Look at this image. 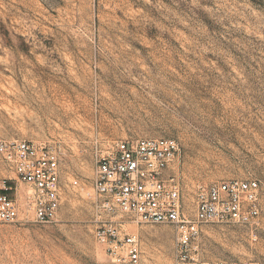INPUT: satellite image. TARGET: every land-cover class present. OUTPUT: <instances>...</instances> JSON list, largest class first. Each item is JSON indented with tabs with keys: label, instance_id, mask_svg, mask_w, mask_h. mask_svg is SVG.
Returning a JSON list of instances; mask_svg holds the SVG:
<instances>
[{
	"label": "rangeland",
	"instance_id": "obj_1",
	"mask_svg": "<svg viewBox=\"0 0 264 264\" xmlns=\"http://www.w3.org/2000/svg\"><path fill=\"white\" fill-rule=\"evenodd\" d=\"M173 138L198 182L256 178L261 227L207 224L202 258L264 264V0H0V139L52 146L56 220L0 222V264H114L94 236L93 150ZM22 185V190H24ZM138 264H173L168 224L131 225Z\"/></svg>",
	"mask_w": 264,
	"mask_h": 264
},
{
	"label": "built area",
	"instance_id": "obj_2",
	"mask_svg": "<svg viewBox=\"0 0 264 264\" xmlns=\"http://www.w3.org/2000/svg\"><path fill=\"white\" fill-rule=\"evenodd\" d=\"M179 154L173 138L141 137L107 142L93 150L89 198L94 236L114 264H138L141 242L128 226L168 224L174 230L173 264H260L253 259L202 258L198 241L207 224H234L256 237L261 227V186L256 178L198 182L193 211L169 168ZM61 168L45 143L0 139V222L51 223L61 202ZM22 185L25 187L22 190Z\"/></svg>",
	"mask_w": 264,
	"mask_h": 264
}]
</instances>
